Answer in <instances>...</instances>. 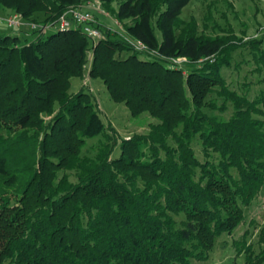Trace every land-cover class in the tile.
Masks as SVG:
<instances>
[{"label": "trees", "instance_id": "1", "mask_svg": "<svg viewBox=\"0 0 264 264\" xmlns=\"http://www.w3.org/2000/svg\"><path fill=\"white\" fill-rule=\"evenodd\" d=\"M87 1L0 0V13L54 26ZM98 1L149 52L101 26L96 41L80 26L0 34V264L204 261L264 186V94L250 100L222 75L241 42L258 50L264 39L222 35L217 25L209 32L211 17L199 32L196 19H181L192 0H123L117 10L115 0ZM180 58L184 67L172 63ZM89 60L91 80L113 102L157 121L147 133L106 132L90 89L72 91ZM228 103V120L205 111ZM248 236L238 254L264 264V227L258 253Z\"/></svg>", "mask_w": 264, "mask_h": 264}, {"label": "rangeland", "instance_id": "2", "mask_svg": "<svg viewBox=\"0 0 264 264\" xmlns=\"http://www.w3.org/2000/svg\"><path fill=\"white\" fill-rule=\"evenodd\" d=\"M121 1L123 0H115L113 4L115 10L118 9ZM86 6L89 7L87 10L94 15L102 28L111 29L118 35L125 34L123 24H120L113 14H109L98 0H88L78 7ZM207 17H211L208 22L209 32L212 31L214 25H217V32L222 35L233 32L238 39L245 36L258 40L264 39V0H192L181 14V19L185 22L196 19L199 32L203 31ZM125 23H129V21ZM154 28L158 39L161 41V33L155 24ZM10 33L7 25L0 22V34ZM239 48L233 54L232 65L225 68L222 75L231 89L250 100H254L264 94V42L258 50H253L250 44H243L242 42ZM91 62L89 60L87 64L86 76L73 80L72 91L76 92L82 86L90 89L97 99L101 117L107 127L106 132L109 133L110 130L114 129L121 139H129L135 134L147 133L150 125L157 121L148 113L134 117L125 104L113 102L104 84L101 81L91 80L89 76ZM184 66L181 64V67ZM208 99L213 100L218 107L224 102L223 98L216 95H212ZM205 111L210 115L228 120L233 112V107L232 104L228 103L226 112L220 113L209 109H205ZM102 140L103 134L88 139L84 153L93 155ZM195 149L199 158L202 159L201 148L198 144H195ZM244 211V221L231 234L225 233L216 239L208 259L204 261L193 260L191 264H230L234 261L238 264H245V254H238L236 243L242 240L247 231L249 232L248 242L253 244L255 252L258 253V234L264 227V186L259 196ZM251 221L254 223L251 224Z\"/></svg>", "mask_w": 264, "mask_h": 264}, {"label": "built area", "instance_id": "3", "mask_svg": "<svg viewBox=\"0 0 264 264\" xmlns=\"http://www.w3.org/2000/svg\"><path fill=\"white\" fill-rule=\"evenodd\" d=\"M88 8L89 7L87 6L83 8L70 7L68 11L58 19L54 26L38 25L33 22H28L22 17V15L18 13H11L7 15L0 13V22L5 23L12 31L29 27L32 31L40 33L50 30L67 31L80 26L87 37L93 41H96L102 37V31L100 30V24L97 22L94 15L89 10H87ZM119 36H121L135 51L145 53L149 52L148 48L142 42L129 37L126 32L124 35ZM90 57V59H92V56ZM187 62L188 61L184 58L172 59V63L179 67H181V64H185Z\"/></svg>", "mask_w": 264, "mask_h": 264}]
</instances>
